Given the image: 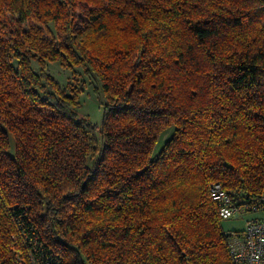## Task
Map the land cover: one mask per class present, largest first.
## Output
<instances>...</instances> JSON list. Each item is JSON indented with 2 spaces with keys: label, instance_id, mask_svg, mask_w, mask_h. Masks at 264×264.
<instances>
[{
  "label": "trees",
  "instance_id": "1",
  "mask_svg": "<svg viewBox=\"0 0 264 264\" xmlns=\"http://www.w3.org/2000/svg\"><path fill=\"white\" fill-rule=\"evenodd\" d=\"M214 183L264 213V0H0V264H234Z\"/></svg>",
  "mask_w": 264,
  "mask_h": 264
},
{
  "label": "built area",
  "instance_id": "2",
  "mask_svg": "<svg viewBox=\"0 0 264 264\" xmlns=\"http://www.w3.org/2000/svg\"><path fill=\"white\" fill-rule=\"evenodd\" d=\"M211 197L223 220L240 219L244 212L221 183L211 186ZM228 233V248L234 264H264V220L249 219L241 230Z\"/></svg>",
  "mask_w": 264,
  "mask_h": 264
},
{
  "label": "rangeland",
  "instance_id": "3",
  "mask_svg": "<svg viewBox=\"0 0 264 264\" xmlns=\"http://www.w3.org/2000/svg\"><path fill=\"white\" fill-rule=\"evenodd\" d=\"M54 35H56V30L54 27H51ZM35 69L38 70V66L35 65ZM48 72L52 74L64 87L75 84L77 80L83 83V94L81 96V100L83 102V114L90 118L91 122L96 125H101L103 121V105L105 103V99L102 94V90L100 88L99 82L96 79L90 78L84 74L83 70L76 69L75 72L70 70H66L62 68L60 63H53L49 66ZM97 89V90H96ZM173 131L166 132L156 149V153H158L161 148L164 146L166 141L172 136ZM258 215V217L254 216ZM260 218L264 220V213H252L248 214L244 212V216L240 219H228L224 220L222 225L225 232H232L235 230H241L245 226V222L249 219Z\"/></svg>",
  "mask_w": 264,
  "mask_h": 264
},
{
  "label": "crops",
  "instance_id": "4",
  "mask_svg": "<svg viewBox=\"0 0 264 264\" xmlns=\"http://www.w3.org/2000/svg\"><path fill=\"white\" fill-rule=\"evenodd\" d=\"M254 216L258 217V215H254Z\"/></svg>",
  "mask_w": 264,
  "mask_h": 264
}]
</instances>
